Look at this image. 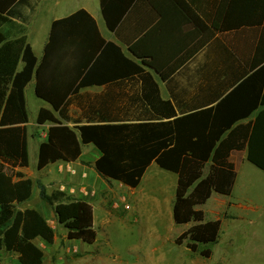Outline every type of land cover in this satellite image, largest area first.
<instances>
[{
    "label": "trees",
    "instance_id": "1",
    "mask_svg": "<svg viewBox=\"0 0 264 264\" xmlns=\"http://www.w3.org/2000/svg\"><path fill=\"white\" fill-rule=\"evenodd\" d=\"M38 1L0 0V28H7L0 29V160L11 167H27L29 164L24 89L35 78L36 96L51 106L40 108L36 118L39 125L51 123L46 140L38 146L37 168L42 169L58 161H75L82 153V145L92 144L99 151L93 163L97 173L107 180L136 188L154 162L159 168L176 175L173 222L176 225L191 223L176 237V244L185 243L191 251L210 256L209 246L219 237L221 221L205 220L204 212L198 206L204 204L212 193L231 195L236 170L228 158L230 152L246 149L247 160L264 172V108L254 120L243 122L259 106H264V0H229L231 11L240 8L239 19L216 29L260 28L252 61L253 68L258 67L226 95L222 96V92L234 84V78L212 85V94L202 101L197 100L196 105L207 107L176 109L170 99L161 97L152 75L125 57L117 47L129 69L155 88V95L144 92L139 97L150 108L125 111L126 118L121 120L106 119L105 111L88 109L82 113L86 123L72 126L66 123L69 120L66 109L68 97L89 82V74L98 63V59L94 60L98 49L85 57L76 70V76L69 80L63 76L66 72L54 62L59 42L57 31L63 23L89 22L96 27L95 21L83 9L53 21L49 41L38 61L22 33L24 27L21 26L17 36H11L8 30L17 21L29 23ZM143 1L158 10L160 0H100L108 27L114 29L133 3ZM165 1L184 11L188 7L186 0ZM130 49L139 57L145 56L137 44L131 45ZM147 62L167 80L164 70L157 65L155 55ZM20 63L22 67L19 69ZM226 64L232 66V63ZM219 66L218 62L212 63V68L219 69ZM83 72L85 75L78 82ZM245 87L256 92L248 108H243L238 101L240 91ZM156 102L158 106H155ZM35 184L40 199L53 207L56 220L66 229L68 239L88 244L96 240L90 203L61 190L49 193L39 179ZM33 186L30 178L13 180L0 172V252L15 253L18 264H44V251L36 240L51 244L55 238L53 227L40 211L17 208V204L31 197Z\"/></svg>",
    "mask_w": 264,
    "mask_h": 264
},
{
    "label": "crops",
    "instance_id": "2",
    "mask_svg": "<svg viewBox=\"0 0 264 264\" xmlns=\"http://www.w3.org/2000/svg\"><path fill=\"white\" fill-rule=\"evenodd\" d=\"M186 1L188 7L185 11L165 0L158 1V10L147 1L135 2L128 8L122 21L116 24L114 29H110L104 20L100 0H39L29 23L21 24L17 21L16 25L8 30L11 36H17L23 26L22 33L26 35L39 61L49 41L53 21L66 18L81 9L94 19L96 27L89 22H72L63 23L57 31L59 42L54 54V62L61 71L66 72L63 76L69 80L76 76V70L84 62L85 57L92 50L98 49L94 56V60L98 59V63L89 74V82L80 86L68 97L66 109L69 120L66 123L70 126L86 123L82 113L88 109L105 111L106 119L121 120L126 118L125 111L150 108L139 97L144 92L154 94L155 88L150 83L146 84L137 73L129 69L121 59L117 47L125 57L141 65L152 75L161 97L170 99L176 109H199L207 107L196 104L199 102L198 99L202 101L212 94V85L234 78V84L226 87L222 92L224 96L258 67L253 68L252 61L254 48L259 42L260 28L239 26L231 30H216L226 22L238 21L240 8H233L231 11L229 0ZM39 12L43 17L39 23H36L35 19ZM0 29L7 30L6 27ZM133 44H137L145 56H137L130 49ZM152 55H155L157 65L164 70L167 80H164L162 74L147 62ZM213 62L220 63V68H212ZM226 63H232V66ZM21 67L22 63L18 68ZM84 75L85 72L81 74L78 82ZM253 84L255 86V83ZM34 89L35 78L24 89L28 113V154L30 141L36 136L40 138L36 143L38 153V146L46 140L47 129L51 124L36 123L39 109L51 108V106L38 98ZM255 94V89L251 88L245 87L240 91L238 101L243 108H248ZM30 106L35 111L32 120L29 117ZM155 106H158L157 102ZM263 108L264 106H259L243 122L254 120ZM78 119L80 122L77 123ZM34 125L39 131L36 134L33 133ZM98 156L99 151H96L95 158L88 166L83 162L82 151L75 161H58L42 169L37 168L39 172L37 176H33L28 170L29 164L27 167H11L0 160V172L13 180L39 178L47 190H61L71 197L91 204L96 190L99 189L98 179L107 180L94 168L93 163ZM246 157V149L232 150L228 157L236 170V180L232 193L228 196L231 199L228 201L231 206H236L241 200H245L241 195L235 196V190L243 187L240 175L244 169L260 170ZM100 186L105 188L103 184ZM235 197L238 202L233 201ZM30 198L17 204V208L19 210L29 208L27 202Z\"/></svg>",
    "mask_w": 264,
    "mask_h": 264
},
{
    "label": "rangeland",
    "instance_id": "3",
    "mask_svg": "<svg viewBox=\"0 0 264 264\" xmlns=\"http://www.w3.org/2000/svg\"><path fill=\"white\" fill-rule=\"evenodd\" d=\"M36 17L35 22L39 23L43 15L39 12ZM34 114L30 106L31 120ZM38 132L34 125L33 133ZM39 139L36 136L30 141L28 170L33 176L39 173L36 167ZM82 151L83 162L90 166L98 150L89 144L82 145ZM37 179H31L34 186L27 206L40 211L55 231L51 244L36 240L44 251V264H264V173L260 170L250 168L241 173L243 187L235 190V196L241 195L245 200L236 206L230 205L228 196L217 193L198 206L205 220L221 221L219 237L209 246L208 257L191 251L185 243L176 244V237L191 223L173 222L176 175L154 162L136 188L98 179L99 189L91 201L96 231V240L91 244L67 238L53 207L40 199ZM0 264H18L17 255L0 252Z\"/></svg>",
    "mask_w": 264,
    "mask_h": 264
}]
</instances>
